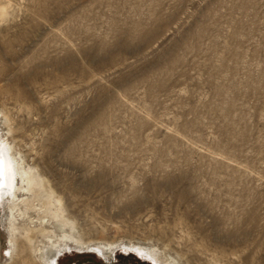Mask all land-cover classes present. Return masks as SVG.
<instances>
[{
    "label": "rangeland",
    "instance_id": "obj_1",
    "mask_svg": "<svg viewBox=\"0 0 264 264\" xmlns=\"http://www.w3.org/2000/svg\"><path fill=\"white\" fill-rule=\"evenodd\" d=\"M23 254L264 264V0H0V264Z\"/></svg>",
    "mask_w": 264,
    "mask_h": 264
},
{
    "label": "bare ground",
    "instance_id": "obj_2",
    "mask_svg": "<svg viewBox=\"0 0 264 264\" xmlns=\"http://www.w3.org/2000/svg\"><path fill=\"white\" fill-rule=\"evenodd\" d=\"M7 161H8V171H9V173H11L12 171V173H16V170H13L12 168H11V166H10V159L9 158H7ZM12 175H14V174H10V177L12 176ZM25 185H26V189H27V191H29V190H32L33 189V187H35V186H37V185H39V179L38 178H36V177H34V176H31L28 172H26L25 173ZM12 179V178H11ZM41 180V179H40ZM3 181V180H2ZM3 183V182H2ZM11 184V183H10ZM9 186V185H8ZM7 189H9V187L7 188L6 187V191H7ZM9 191V190H8ZM13 196H14V199H15V197L17 196V189H15V188H11V190L9 191ZM66 241V240H65ZM71 243V242H70ZM80 243V242H79ZM24 256H23V264H29V262H27V258H26V254H23Z\"/></svg>",
    "mask_w": 264,
    "mask_h": 264
}]
</instances>
